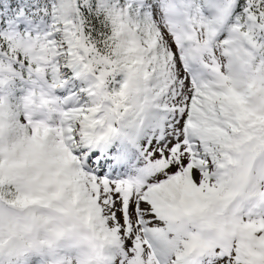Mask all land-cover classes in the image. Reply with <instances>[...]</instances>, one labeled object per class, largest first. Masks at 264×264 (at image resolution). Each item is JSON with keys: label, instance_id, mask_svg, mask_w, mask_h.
Segmentation results:
<instances>
[{"label": "snow or ice", "instance_id": "1", "mask_svg": "<svg viewBox=\"0 0 264 264\" xmlns=\"http://www.w3.org/2000/svg\"><path fill=\"white\" fill-rule=\"evenodd\" d=\"M0 264H264V0H0Z\"/></svg>", "mask_w": 264, "mask_h": 264}]
</instances>
